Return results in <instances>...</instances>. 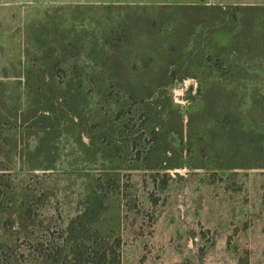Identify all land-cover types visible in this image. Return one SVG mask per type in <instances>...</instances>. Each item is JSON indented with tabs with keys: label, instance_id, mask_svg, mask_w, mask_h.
Wrapping results in <instances>:
<instances>
[{
	"label": "rangeland",
	"instance_id": "obj_1",
	"mask_svg": "<svg viewBox=\"0 0 264 264\" xmlns=\"http://www.w3.org/2000/svg\"><path fill=\"white\" fill-rule=\"evenodd\" d=\"M133 5L264 8V0H0V89L7 104L30 106L20 71L35 61L39 26L98 27L115 21L118 7ZM210 25L194 46H230L236 21ZM56 80L60 86L69 75ZM199 84L190 78L167 89L184 124L182 136L158 129L167 146L158 153L162 166L150 163L154 135L145 112L129 103L109 111L114 97L92 101L97 118L114 122L111 139L98 125V147L85 133L92 122L79 117L54 123L46 139L26 124L14 131L0 125L6 139L0 148L9 151L8 158L0 155V264H264V169H243L244 154L197 122ZM243 103L247 110L248 98ZM12 139L14 149L7 146ZM40 141L51 146L54 162L37 155L33 164L49 170H31L26 157Z\"/></svg>",
	"mask_w": 264,
	"mask_h": 264
},
{
	"label": "trees",
	"instance_id": "obj_2",
	"mask_svg": "<svg viewBox=\"0 0 264 264\" xmlns=\"http://www.w3.org/2000/svg\"><path fill=\"white\" fill-rule=\"evenodd\" d=\"M230 10L232 15H228ZM261 14L264 16V8L250 6L133 5L118 7L115 21L103 19L98 27L89 21L88 28L80 31L70 28L60 32L57 26L41 25L40 46L30 54L35 61L23 65L20 71L26 81L24 87L31 95L30 106L19 108L16 102L8 105L0 89V125L14 131L26 124L27 129L44 133L40 139H46L45 134L54 128V123L79 117L85 125L92 122L95 129H87L85 133L95 146L100 137L98 125H104L102 135L111 139L114 122L97 118L91 112L95 107L92 101L116 97L112 102L107 101L109 111L129 103L145 112L154 135V145L148 154L150 163L162 166L158 153L160 150L166 153L167 146L158 129L182 136L184 124L172 108L167 89L176 81L193 78L200 83L201 111L197 113V122L206 126L214 137L222 134L235 153L244 154L243 169H264V18L261 20ZM229 17L236 21L230 46H194L210 23L222 26ZM92 25L96 28H90ZM206 39L209 40L205 36ZM79 57L81 66L75 63ZM213 60L215 63L210 64ZM241 60L243 64H236ZM63 73L69 75V80L58 86L56 79ZM251 82L256 85L250 89ZM246 98L249 108L242 110ZM84 111L91 114L90 119L85 118ZM0 129V140L6 141L1 134L5 130ZM39 144L26 154L30 168L49 170L47 166L33 164L37 155L43 163L54 162L51 146L48 148L42 141ZM7 146L16 148V139ZM112 151L102 148L99 153ZM8 154L9 151L0 148L4 159ZM0 179L2 186V174ZM84 215L76 220L82 222Z\"/></svg>",
	"mask_w": 264,
	"mask_h": 264
}]
</instances>
